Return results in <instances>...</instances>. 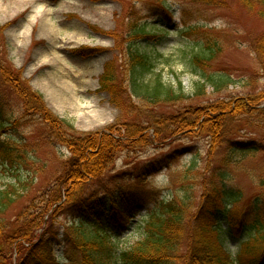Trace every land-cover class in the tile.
Segmentation results:
<instances>
[{
	"label": "rangeland",
	"instance_id": "1",
	"mask_svg": "<svg viewBox=\"0 0 264 264\" xmlns=\"http://www.w3.org/2000/svg\"><path fill=\"white\" fill-rule=\"evenodd\" d=\"M166 1L170 21L153 0H0V92L15 125L2 135L12 152L0 164V189L14 184L19 193L0 217V264L22 259L49 224L50 213L55 227L71 225L72 215H59V207L48 211L45 200L60 187L69 202L79 179L83 189L101 196L107 187L144 191L138 190L144 196L138 216L125 232L111 236L119 255L140 237L156 202L179 193L184 170L195 158L197 168L188 176L198 171L208 178L209 159L216 164L214 185L224 182L240 191L235 227L220 216L233 264L242 241L264 223L263 212L251 208L256 199L264 203V73L255 49L256 39L264 36V19L242 0ZM132 21L153 34L133 43L153 60L145 82L153 84L159 76L182 92L183 100L151 104L131 94L123 71ZM189 24L194 31L184 30ZM195 55L211 58L198 64ZM105 71L112 79L103 87ZM210 76L214 81L226 76L230 83L214 90ZM199 80L207 85L196 95ZM194 115L193 125L183 123ZM61 124L68 143L53 135ZM88 143L87 152H76ZM167 154L166 167L146 179L134 178L138 165ZM85 158L89 161L81 166ZM220 169L227 172L224 180ZM63 250L55 245L42 255L44 264L55 263Z\"/></svg>",
	"mask_w": 264,
	"mask_h": 264
},
{
	"label": "trees",
	"instance_id": "2",
	"mask_svg": "<svg viewBox=\"0 0 264 264\" xmlns=\"http://www.w3.org/2000/svg\"><path fill=\"white\" fill-rule=\"evenodd\" d=\"M153 1L161 4L166 10L171 7L166 0ZM242 3L251 10L256 9L259 17L264 19V0H242ZM194 29V25L184 26V30L189 32ZM141 36L153 38V34L146 30L144 24L132 21L128 27V37L133 38L127 43V61L123 71L131 94L145 99L151 104L183 100L184 94L176 92L171 86L166 85L159 76L154 77L153 84L145 82L144 75L152 70L154 65L151 56L133 48L134 38ZM255 49H258L256 52L264 73V36L256 39ZM210 58V55L207 57L195 55L194 61L199 64ZM105 72L101 74L102 85L112 79L111 74L108 71ZM207 81L217 91L224 89L230 83L226 76L218 81H214L210 76L207 77ZM197 85L198 91L195 94H204L206 81L199 80ZM7 93L6 90V97ZM193 96L194 93L188 95V97ZM260 105L257 104L256 109ZM8 106V99L3 97L0 92V164L7 163L12 152L11 146L4 138L6 136H2L3 133L15 127L11 121V114L7 111ZM39 108L37 105L35 106V109L39 110ZM204 110L207 112V109ZM190 118L191 120L185 118L183 123L187 124L188 122L193 125L197 115ZM181 121L182 119L179 118L175 123L179 125ZM62 128L63 124L59 131L54 130L53 135L58 137L59 141L64 139L65 143H68L66 141L68 135L63 138ZM74 143L78 144V141ZM91 146L88 143L86 147L84 146L85 150L76 152H87ZM170 154L155 160L157 162L148 161V165H138L134 175L142 179L146 175L158 171L167 165ZM87 155H90V159L95 157L93 154L87 153ZM226 156L227 161L233 158V150ZM197 160L195 158L191 165L185 168L182 180H180L182 185L179 188V193L170 198H161L156 202L154 209L144 220L140 237L120 255L114 254L108 226H114L117 223L119 226H123L131 216L136 214L144 196L135 189L130 190L124 187L102 189L101 192L105 193L103 196L98 192L92 194L91 188H82L83 180L79 179L80 188L73 190L69 202H64L65 197L58 187L55 194L48 196L45 200V204H49L47 210L52 212L59 207V215L62 211L63 213L66 211L73 216L71 225L68 226L65 223L62 228L55 227L52 221L55 218L50 213L49 224L42 227L37 243L31 244L32 248L17 264H43L45 258L42 255H47L46 252L51 251L56 242L64 243L63 241L68 247L69 254L72 255L69 257L70 264H233L231 253L226 247L227 237L222 228L220 216L228 220L231 228L235 227V220L238 219L239 212H241L238 208L241 202L240 191L231 188L224 182L221 187L214 185L213 177H216V170L214 172L213 170L216 164H213L209 159L207 167L211 165V173H206L208 178H205L203 172L198 176V171L188 176L190 171L196 170ZM88 161L85 158L81 166ZM91 162L90 160V163L86 165L87 170L88 168L90 170V166L93 164ZM217 173L224 180V175L227 172L220 169ZM68 184L70 187L71 184L69 182ZM99 187L100 185H95V189H99ZM18 196V189L14 184L9 187L6 185L0 189V217H3L4 212L17 201ZM218 203H221V207L218 206ZM248 207L250 208V205ZM251 208H257L264 214V203L260 205L258 199L252 202ZM206 214L211 217L210 222H208ZM199 230L201 233L197 235ZM256 232L252 239L241 242L236 256V264H264V223ZM60 235L64 239L62 242Z\"/></svg>",
	"mask_w": 264,
	"mask_h": 264
}]
</instances>
